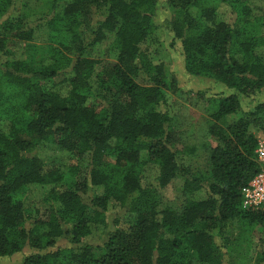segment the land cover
Instances as JSON below:
<instances>
[{"label": "trees", "instance_id": "trees-1", "mask_svg": "<svg viewBox=\"0 0 264 264\" xmlns=\"http://www.w3.org/2000/svg\"><path fill=\"white\" fill-rule=\"evenodd\" d=\"M17 1L0 0V260L28 247L23 264H225L217 237L238 223L239 241L260 229L263 264L264 207L243 208L242 192L262 168L264 8L219 0L227 21L213 0H167L159 25L161 0ZM160 29L187 74L231 90L196 93L200 137L182 134L167 99L182 88L154 48ZM199 150L204 163L182 159ZM180 178L182 202H167Z\"/></svg>", "mask_w": 264, "mask_h": 264}, {"label": "rangeland", "instance_id": "rangeland-1", "mask_svg": "<svg viewBox=\"0 0 264 264\" xmlns=\"http://www.w3.org/2000/svg\"><path fill=\"white\" fill-rule=\"evenodd\" d=\"M23 1L19 0L17 6H21ZM31 3L36 6L38 9L43 10L46 6L45 3H49L50 0H30ZM253 3L256 12L262 13L264 8V0H249ZM167 0H161V7H159V12L156 18V22L159 25H163L165 20L171 17V11L166 5ZM211 4L215 5L217 8L218 16L224 20H232L233 12L232 8L229 4L219 1L213 0ZM49 8V6H48ZM47 8V9H48ZM38 16V15H37ZM34 18L33 19H37ZM32 18L30 20H33ZM158 40L155 43V50L159 51L160 57L165 59L167 67L170 68L172 72H174L175 76L178 79L179 86L182 88V91L172 94L168 93L167 99L172 102V111L175 112L181 118V131L183 135H188L193 133L194 135L198 134L199 137L202 136L203 127L206 124L207 114L205 113L206 107V99L195 98L196 93L199 90L205 91L209 96L212 94L221 93L223 90L226 93H229L231 90L224 84L217 83L214 80L209 78H202L200 76H190L185 72L184 69V56L182 54V48L179 42H176L175 45L171 46V42L173 40V34L167 29H160L158 32ZM104 46L99 47L94 50V56L98 59H107L104 51ZM255 100V99H254ZM255 101H264V95H260L256 97ZM169 103V102H168ZM246 105H251V101L246 102ZM46 154L48 156L49 161H53L56 157L55 151L46 150L43 151V155ZM207 156L206 152L203 150L197 151L195 154H184L183 160L185 163H204L205 157ZM189 157L193 159L190 161ZM66 160L67 157H63V160ZM57 163V162H56ZM78 163V161L74 162ZM87 165V164H84ZM83 165V166H84ZM158 171L157 165H149L146 168V173L149 176H145L149 179L148 182H155L154 176ZM152 174V176H150ZM182 179H176L174 182L169 184L164 189V197L167 202L176 201L177 203H181V198L178 194V187L181 184ZM41 190L33 189L30 193L31 202H38L41 196ZM200 197L205 196L204 192L199 193ZM120 213V209H114L113 213ZM234 227L230 229V231H226L225 237L220 236L217 237V244L221 246V250L225 253V264L234 263V264H256L255 256L257 255L258 250V238H259V228H249L245 234L248 235V239L245 241H239L238 233L240 232L242 226L238 223L233 224ZM231 227V226H230ZM229 232V233H228ZM227 237H231L235 242L230 243V248L225 247V243L227 241ZM231 240V241H232ZM238 240V241H237ZM30 249L27 247L25 251L17 253L12 256L3 257L0 260V264H23L24 256L29 254ZM264 264V263H263Z\"/></svg>", "mask_w": 264, "mask_h": 264}, {"label": "built area", "instance_id": "built-area-1", "mask_svg": "<svg viewBox=\"0 0 264 264\" xmlns=\"http://www.w3.org/2000/svg\"><path fill=\"white\" fill-rule=\"evenodd\" d=\"M256 152L262 168L243 189V208L245 209H260L264 207V139H259Z\"/></svg>", "mask_w": 264, "mask_h": 264}]
</instances>
